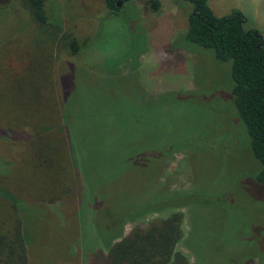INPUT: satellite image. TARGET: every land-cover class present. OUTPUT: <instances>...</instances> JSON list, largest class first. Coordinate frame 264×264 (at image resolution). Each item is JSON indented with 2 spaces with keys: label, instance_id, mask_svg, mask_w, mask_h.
Wrapping results in <instances>:
<instances>
[{
  "label": "rangeland",
  "instance_id": "obj_1",
  "mask_svg": "<svg viewBox=\"0 0 264 264\" xmlns=\"http://www.w3.org/2000/svg\"><path fill=\"white\" fill-rule=\"evenodd\" d=\"M146 1L45 0L51 30L25 0H0V211L5 194L21 209L29 264H97L174 216L170 264H264V186L231 62L182 40L190 2ZM207 2L264 41V0Z\"/></svg>",
  "mask_w": 264,
  "mask_h": 264
},
{
  "label": "trees",
  "instance_id": "obj_2",
  "mask_svg": "<svg viewBox=\"0 0 264 264\" xmlns=\"http://www.w3.org/2000/svg\"><path fill=\"white\" fill-rule=\"evenodd\" d=\"M127 1L104 0V4L110 12H115L120 8L116 6L117 2L123 6ZM186 1L192 4V12L187 17V29L182 40L212 50L219 62H231L234 107L246 128L251 155L260 165L254 179L264 186L263 38L259 37L257 31L243 28L245 21L238 10L226 16H217L207 0ZM25 2L33 19L41 27L52 30L44 8L45 0ZM145 5L152 12H157L160 1L147 0ZM58 38L61 46L67 47L73 54L79 53L81 46L71 34L62 33ZM45 144L42 152L52 158L53 146ZM2 198L7 200L10 213L6 215V210L0 211V264H29V236L23 227L21 209L8 194ZM174 218L176 216L167 221L152 223L147 228H135L128 236L107 247L106 254L99 252L97 264H170L179 236ZM176 258L179 255L176 254ZM99 259L102 261L98 262Z\"/></svg>",
  "mask_w": 264,
  "mask_h": 264
},
{
  "label": "water",
  "instance_id": "obj_3",
  "mask_svg": "<svg viewBox=\"0 0 264 264\" xmlns=\"http://www.w3.org/2000/svg\"><path fill=\"white\" fill-rule=\"evenodd\" d=\"M116 6H117V7H120V6H121V3H120V2H117ZM244 21H245V19H244ZM259 37L262 38L261 35H259Z\"/></svg>",
  "mask_w": 264,
  "mask_h": 264
}]
</instances>
